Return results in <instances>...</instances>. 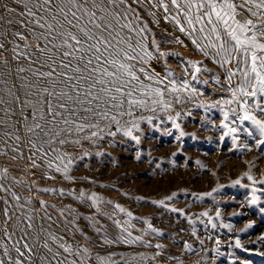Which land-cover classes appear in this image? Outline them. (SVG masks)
I'll return each instance as SVG.
<instances>
[{
    "label": "snow or ice",
    "instance_id": "snow-or-ice-1",
    "mask_svg": "<svg viewBox=\"0 0 264 264\" xmlns=\"http://www.w3.org/2000/svg\"><path fill=\"white\" fill-rule=\"evenodd\" d=\"M14 4L17 7L4 5L7 16L0 14V27L6 26L0 32V56L6 50V43H11L12 60L17 62L13 72L9 60L0 59L3 66L0 68V155L10 151L14 154L12 159L24 158L27 148V160L32 167L47 169L43 173L45 178L54 180L56 176L51 173H57L75 183V177L70 175L74 166L93 155L84 148L85 142L99 147L106 139L110 144L117 143L119 135L139 144L143 135L141 125L158 128L154 121L171 122L179 131L176 139L180 140L185 132L177 121L182 114L191 113H182L176 108L187 103L206 112L218 109L222 113L221 141L230 137L235 146L242 131L255 142L239 147L247 151L254 148L264 155V0H14ZM139 9L147 11L153 24H159L157 10L162 9L164 20L173 23L191 39L198 52L224 70L226 83L221 84L215 74L212 82L228 96L213 103L198 99L204 93L195 85L209 83L198 76L210 71L201 67L202 61H186L193 69L191 80L179 79L168 69L164 75L156 71L153 60L179 54L161 51L160 41ZM9 35L12 40H8ZM29 38L34 44L28 43ZM16 39L25 42L23 49L15 43ZM165 43L183 45L178 37ZM185 73H188L187 67ZM245 122L251 127H242ZM67 146L79 149L82 154L68 151ZM136 158L140 159L139 154ZM246 163L248 170L233 180L231 186L248 188L250 196L245 197L246 203L257 205L264 196V175L257 179L252 173L255 162ZM8 177V169H0V193L5 194L0 195V264H131L137 261L147 264L162 256L165 245H153L143 235L134 236L130 229H135L134 219H142L147 225L140 230L144 235L154 233L159 237L163 233L148 219L134 217L121 204L83 189L37 188L39 192L56 193L87 204L95 214L111 220L119 230L115 236L102 231V226L96 227L98 222L94 216L84 217L95 228L96 247L139 244L157 249L152 256L137 253L128 258L120 253L117 260L114 259L117 254L112 252L93 258L90 248L75 240L77 233L89 240L77 224L81 217L76 209L66 205L57 209V216L53 217L48 208L55 209L56 205L40 200L38 210L30 198L21 202V197L7 185ZM244 179L250 183L242 184ZM224 187L218 184L209 192L192 195L201 200L211 197L217 204L214 194ZM176 196L177 193H172L150 203L167 207L165 201ZM105 204L112 205V214L103 212L101 205ZM170 211L185 216L183 209ZM259 211L264 213V207ZM118 213L128 219H116ZM201 217L207 218L206 223L201 221L205 228L208 225L217 228L209 211L199 213L197 219ZM186 218L189 224L195 223L191 217ZM220 218L217 207L215 219ZM219 226L233 230L232 224L223 221ZM252 227L253 223H249L241 231L247 232ZM191 234L196 236L195 228ZM259 242H264V235L253 241ZM199 243L203 245L204 240L200 239ZM220 243L217 237L216 246L211 250L217 256L221 255ZM235 247L249 251L239 238L235 239ZM183 248L193 254L203 250L187 242ZM252 254L264 257V252ZM167 259L183 264L179 256L170 255Z\"/></svg>",
    "mask_w": 264,
    "mask_h": 264
},
{
    "label": "rangeland",
    "instance_id": "rangeland-1",
    "mask_svg": "<svg viewBox=\"0 0 264 264\" xmlns=\"http://www.w3.org/2000/svg\"><path fill=\"white\" fill-rule=\"evenodd\" d=\"M5 4L17 7L14 0H0V14L5 16L8 15L4 12ZM139 10L144 19L149 22V27L155 34L156 40L160 41L161 51L179 54L153 60L152 65L156 71L164 75V70L168 69L179 79L191 80L193 69L187 65L186 61H202L201 67H206L210 71L201 72L198 76L200 80H208L209 85H195L204 93L198 99L206 103H213L221 97L228 96L227 92L211 81L212 74H215L220 77L221 84H225L224 70L211 58H206L198 52L191 39L179 32L173 23L164 20L162 9L157 10L159 24L151 22L152 17L148 16L147 11ZM5 30L6 26L0 27V32ZM176 37L183 41V45L165 43V41L173 40ZM12 39V36L9 35L8 40ZM15 43L20 44L21 49H23L25 42L16 39ZM28 43L34 44L31 38H29ZM11 48L12 44L6 43V50L0 59L6 57L14 72L17 62L12 60ZM22 63L26 65L27 62L22 61ZM2 67L0 65V68ZM186 67L188 73H185ZM235 84L236 79L233 80V86ZM176 110L182 113H191L190 115L182 114L180 120L177 121L185 132L180 140L176 139L179 131L172 127L171 122L159 123V121H154V124L159 125L158 128L154 129L147 124L141 125L143 135L139 144L119 135L116 137L117 143L110 144L106 139L101 142L99 147H93L85 142L84 148L93 155L79 161L74 166L70 175L75 177V183L64 180L57 173H51L56 176L54 180L45 178L43 173L47 169L43 166L41 168L32 167L27 160V148L24 149V158L12 159L14 154L10 151L7 152V155H0V169H8L9 177L6 183L21 197V202L30 198L32 206L38 210L40 200L54 204L56 205L55 209L48 208L53 217L57 216V209L66 205H71L72 208L76 209L81 217L77 224L89 237V240H85L79 233L76 234L75 240L79 244L89 247L93 258L97 254L106 256L112 252L117 254L114 257L117 260L120 258V253H124L128 258L137 253L152 256L157 249L139 244L131 247H96L95 245L98 243L97 233L92 224L84 217L94 216L98 222L96 227L102 226V231H106L109 236H115L119 230L112 221L105 216L95 214L94 209L87 204H81L67 196L60 197L56 193L39 192L37 188L50 187L65 190L76 189L77 191L83 189L89 193L96 192L105 200L119 203L132 211L134 217L148 219L153 227L163 233L162 236L158 237L154 233L144 235L140 230L146 229L147 225L142 222V219H134L132 223L135 225V229H130L134 236L143 235L144 239L151 241L153 245L157 243L165 245L162 256L157 257L155 262L147 261V264H176V261L167 259L170 255L179 256L183 264H197V262L199 264H245V262L264 264V257L252 254L257 251L264 252V242L253 243L264 235V213L259 211L261 207H264V196H261L257 205H248L245 197L250 196V190L241 186H231L233 180L240 178L242 173L248 170L246 163L248 161L255 162L252 173L257 179H260L264 175V155H261L254 148L252 151H247L239 147L242 144L251 146L255 142L242 131L238 134L239 140L235 146L230 137H225L221 141L223 129H220L219 125L223 116L218 109L206 112L204 108H198L192 103H187L177 106ZM150 114L145 113V115ZM213 124L216 127H213ZM242 127L251 126L245 122ZM67 148L68 151L74 152L76 155L82 154L79 149H73L71 146H67ZM97 151L104 154L94 155ZM138 154L139 160L136 158ZM85 177L87 179H84ZM16 180L22 181V183L17 184L15 183ZM249 183L246 179L242 181V184ZM218 184L225 187L219 193L214 194L217 197V204L213 203L211 197H204L201 200L192 195L193 193L199 195L209 192ZM172 193H177V196L170 201H165L167 207L150 203L151 200H162L171 196ZM0 195L5 194L0 193ZM233 196L235 197L234 201L232 200ZM139 197L144 199H137ZM9 200L11 203H15L11 201L10 197ZM101 207L104 213L112 214V205L105 204ZM217 207L221 211L220 220L215 219ZM171 208L183 209L185 216L171 212ZM206 210L214 218L213 222L218 225L216 229H212L211 225L205 228L206 217L197 219L198 214ZM234 212L241 213V215H233ZM186 217H191L195 223L189 224ZM115 218L128 219L124 214L119 213ZM221 221L225 224H232L233 230L229 231L227 228L220 227ZM249 223H253V227L247 232H242L241 230ZM193 228L196 229L197 233L195 237L191 234ZM59 231L63 232V229H59ZM209 235L212 236V239H208ZM217 237L221 241L219 247L221 255L219 256L211 251L216 246L215 239ZM236 238H239L241 244L249 249L248 252L235 247ZM200 239L204 240L203 245H200ZM185 242L192 244L195 249L203 250L199 254L187 252L183 248ZM131 264H145V262L137 261L131 262Z\"/></svg>",
    "mask_w": 264,
    "mask_h": 264
},
{
    "label": "bare ground",
    "instance_id": "bare-ground-1",
    "mask_svg": "<svg viewBox=\"0 0 264 264\" xmlns=\"http://www.w3.org/2000/svg\"><path fill=\"white\" fill-rule=\"evenodd\" d=\"M161 48V47H160ZM183 53V52H182ZM183 60V59H182ZM161 64V63H160ZM203 65V64H202ZM185 66V65H184ZM175 71V70H174ZM220 71V70H219ZM190 72V71H189ZM201 74V73H200ZM207 74V73H206ZM183 75V74H182ZM203 76V75H202ZM203 78H205V77H203ZM202 78V79H203ZM210 78V77H209ZM204 80V79H203ZM212 81V80H211ZM209 85V84H208ZM26 163V162H25ZM20 173V172H19ZM31 178V177H30ZM33 178V177H32ZM36 198V197H35Z\"/></svg>",
    "mask_w": 264,
    "mask_h": 264
}]
</instances>
